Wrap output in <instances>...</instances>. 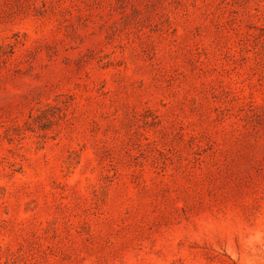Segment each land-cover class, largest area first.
Masks as SVG:
<instances>
[{"label": "rangeland", "instance_id": "1", "mask_svg": "<svg viewBox=\"0 0 264 264\" xmlns=\"http://www.w3.org/2000/svg\"><path fill=\"white\" fill-rule=\"evenodd\" d=\"M0 264H264V0H0Z\"/></svg>", "mask_w": 264, "mask_h": 264}]
</instances>
